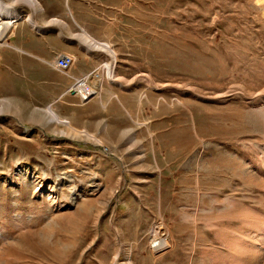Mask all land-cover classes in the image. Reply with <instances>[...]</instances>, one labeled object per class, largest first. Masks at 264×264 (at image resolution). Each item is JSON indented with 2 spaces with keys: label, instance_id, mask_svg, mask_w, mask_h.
Masks as SVG:
<instances>
[{
  "label": "rangeland",
  "instance_id": "374dc122",
  "mask_svg": "<svg viewBox=\"0 0 264 264\" xmlns=\"http://www.w3.org/2000/svg\"><path fill=\"white\" fill-rule=\"evenodd\" d=\"M67 1L0 16V264H264V0ZM61 33L105 108L16 49Z\"/></svg>",
  "mask_w": 264,
  "mask_h": 264
},
{
  "label": "crops",
  "instance_id": "0c3cea01",
  "mask_svg": "<svg viewBox=\"0 0 264 264\" xmlns=\"http://www.w3.org/2000/svg\"><path fill=\"white\" fill-rule=\"evenodd\" d=\"M69 1L70 0H68L66 3L68 4ZM33 13L36 14L38 12H33ZM61 27L63 28V26H61ZM11 29H13V28H11ZM13 30H15V29H13ZM11 33H12V30H11ZM36 33L39 34L38 31H36ZM10 36H12V34ZM57 38L60 40V44L58 46L53 45L52 47H50L49 49H46V50L43 49L42 46L40 45L41 47L37 48V50L34 51V50L30 49L25 44V42H21L20 45L18 47H16V49L17 50L20 49L19 51H21V53L24 56H26V58L32 57L34 60H37L38 63H42L45 65H47L53 59V57L57 54L63 53V54L70 55L72 58L75 59L74 65L72 66V68L68 72L69 75L73 78H78V77H81V76L89 73L90 71L93 70V68H95L99 64L98 58L95 57L94 55H92L94 50L90 51V50L86 49L84 44L81 42V40L78 37L70 38L69 40H67L68 41L67 42V41L63 40V39H66V37H64L63 34L61 33V34L57 35ZM27 62H29V60ZM64 77L69 79L66 76H64ZM69 81H71V82L69 84H66V86H64V84L62 82L63 92H62V94H60L58 96L57 102L62 100L63 97L66 95V92L69 90V87L72 84V80L69 79ZM105 87H107V86H105ZM105 89H103V92H106ZM67 94H69V93H67ZM70 95L75 99L74 95H72V94H70ZM118 96H120V95H118V94L113 95V97H115L116 99H118ZM110 97H111L110 95L109 96L108 95H104V96L101 95L100 97H98L94 100H90L87 103H82L79 101L78 104H80V105L78 106V108H80L82 112L84 110H89L90 108L94 107V105L96 104L95 100L99 101L98 103H100L102 108L103 107L105 108L107 106V104H110ZM117 103H118V100H117ZM51 106H52V103L49 104V107H51ZM63 119L67 120V122L70 124L73 121V119L69 115L64 116Z\"/></svg>",
  "mask_w": 264,
  "mask_h": 264
},
{
  "label": "built area",
  "instance_id": "2783aa9c",
  "mask_svg": "<svg viewBox=\"0 0 264 264\" xmlns=\"http://www.w3.org/2000/svg\"><path fill=\"white\" fill-rule=\"evenodd\" d=\"M74 63V58L70 55L62 53L55 55L48 65L56 73L64 75L72 80V84L66 93L74 95L82 103H87L100 93L101 84L103 82L111 81V79L108 80V72L105 70V67L110 63V61H108V64L107 62L106 64H100L97 68L78 78H73L68 73ZM155 240H157V238L153 239V241ZM153 247L154 249H158L156 243Z\"/></svg>",
  "mask_w": 264,
  "mask_h": 264
},
{
  "label": "bare ground",
  "instance_id": "6f19581e",
  "mask_svg": "<svg viewBox=\"0 0 264 264\" xmlns=\"http://www.w3.org/2000/svg\"><path fill=\"white\" fill-rule=\"evenodd\" d=\"M17 2H23L25 4H28L32 8H36V5H37L35 0H14L12 2V4H10V5L4 4L2 2V0H0V16L5 19V23L3 24V25H5L4 27H9V25H11L14 21L17 20V13L15 11V8H16L15 5L17 4ZM2 32H3L2 28L0 27V39L3 37L1 35ZM82 38L85 40L86 45L88 43V44H91L92 47H95L97 50H100L103 52L106 51L109 54V56L114 59V55L110 51V49L107 45H105V46L99 45L98 43L94 42V40L90 39L89 36L85 32H83ZM114 68L115 67H114L113 63H111V65H107L105 67L106 72H108V80L109 79L112 80L111 77H112V75H114ZM48 117L50 118V121H54L56 124H60V125L64 124L67 126L68 122L66 123L64 121L63 122L58 121V119L56 118V116L54 115L53 112H50ZM155 243L158 246H161V244H162L161 240L158 242V244H157V242H155ZM155 243H153V244L155 245Z\"/></svg>",
  "mask_w": 264,
  "mask_h": 264
}]
</instances>
